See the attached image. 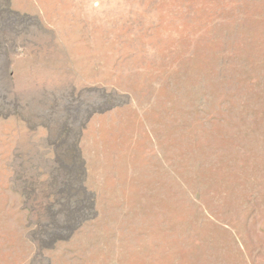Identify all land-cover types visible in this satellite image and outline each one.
Here are the masks:
<instances>
[{"label": "rangeland", "instance_id": "obj_1", "mask_svg": "<svg viewBox=\"0 0 264 264\" xmlns=\"http://www.w3.org/2000/svg\"><path fill=\"white\" fill-rule=\"evenodd\" d=\"M0 264H264V0H0Z\"/></svg>", "mask_w": 264, "mask_h": 264}, {"label": "bare ground", "instance_id": "obj_2", "mask_svg": "<svg viewBox=\"0 0 264 264\" xmlns=\"http://www.w3.org/2000/svg\"><path fill=\"white\" fill-rule=\"evenodd\" d=\"M13 9V8H12ZM9 58V57H8Z\"/></svg>", "mask_w": 264, "mask_h": 264}]
</instances>
